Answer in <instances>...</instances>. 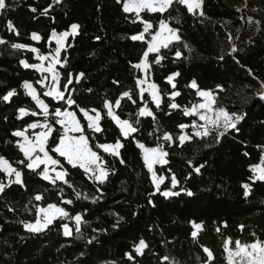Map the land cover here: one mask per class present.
<instances>
[{
    "label": "trees",
    "instance_id": "16d2710c",
    "mask_svg": "<svg viewBox=\"0 0 264 264\" xmlns=\"http://www.w3.org/2000/svg\"><path fill=\"white\" fill-rule=\"evenodd\" d=\"M7 3L9 8L0 11V38L6 41L0 44V96L11 89H16L17 95L9 102L0 100V155L12 162L23 159L15 146L18 138L11 135L12 131L22 130L37 121L44 122L40 109L25 94L23 82L33 84L41 99L49 103L50 111L59 103L43 95L42 86L36 83L42 74L35 69L24 68L19 62L24 59L28 63H38L36 54L27 49H13L12 43L36 47L41 54H48L55 48V42L48 40L51 30L65 31L70 24L78 23L82 26L80 35L75 39L69 37L67 43L71 47L62 51V56L68 58L67 65L63 68L58 65L57 70L62 83H67L69 73L85 75L80 82L74 81L68 86L65 96L71 94L79 106L101 109L105 98L114 102L123 91L131 89L137 103H140L135 77L141 73L133 69L130 62H138L146 45L129 37L142 31L143 26L126 20L125 16L131 17V14L123 13L116 0H61L60 4L53 3V0H7ZM244 4L245 0H204L206 18L188 14L183 6H179L178 11L175 8L171 10V16L179 14L181 17L179 24L175 20H169V23L180 29L182 39L170 49L162 50L167 59L161 65H153L152 79L162 93L170 92L172 89L165 77L173 71L181 73L176 78V90L181 95L175 98L181 109H170L168 104L171 101L162 94L160 109L149 103L156 115L155 124L151 117H142L139 131L133 133L136 139L154 147L158 143L156 137L163 131L175 137L181 132L177 127L179 124L191 125L193 120H197L193 116H184L182 112L183 107H190L199 99L187 86L193 79L200 88L216 94L219 106L247 114L238 125L240 131H230L218 144L214 134L193 137L183 147L179 146L178 140L171 147L159 141L165 144L170 155L167 157L168 165L155 166L158 174L162 172L168 177L165 184L170 185L168 169L171 168L180 181V187L191 190L194 195L181 192L179 196L165 199L157 193L150 197L154 187L140 150L131 139L125 141L119 128L105 115L101 123L106 131L96 135L101 142L114 143L117 138L121 139L125 146L120 152L125 163L104 154L113 171L103 185L89 180L81 169L67 166L69 176L66 179L74 185L73 191L67 184L58 181L54 186L27 168L14 164L22 169L26 188L13 184L0 193V264H170V261L201 264L202 260H207L202 246L213 252L212 264H227L223 250L225 238L230 237L233 242L236 239L252 242L256 237L264 240V182L252 184L248 179L251 175L249 165L258 163L260 159L262 149L258 145H264V126L260 123L264 121V101L255 96L261 81H264V0H247V8ZM49 5H52L49 15H40ZM31 8L37 11L33 13ZM145 15L154 21L160 18L159 14ZM248 17L252 18V23ZM9 20L19 35L7 28ZM255 21H261L260 31H257ZM32 32L40 34L42 39L33 41ZM97 36L99 40H96ZM185 43L189 48H184ZM233 44L238 51L229 55ZM177 48L182 52L179 59L174 58ZM154 56L150 54L152 59ZM249 70L252 75H249ZM114 80L119 83L114 84ZM218 85L223 90L218 89ZM145 97L150 101L147 93ZM63 106L68 107L66 104ZM21 107L26 108L29 114L18 119L17 110ZM69 110L76 111L86 126L87 121L77 107ZM137 110V105L126 98L122 100V107L116 109L122 119L133 121ZM32 111L40 114L32 116ZM156 126L159 131L150 136ZM54 127L59 128L55 124ZM184 132L191 135V127ZM87 134L92 135L91 131ZM206 144L211 147H205ZM244 152L249 156H244ZM188 161H192L193 167L201 163L205 167L196 173ZM7 181V177L0 173V182L7 184ZM242 183L251 185L252 191L247 198L243 195ZM61 188L62 195L58 194ZM175 191H179V187ZM76 192H80L82 198L76 199ZM37 193L44 195L40 202L33 199ZM84 195L88 198L84 199ZM61 199H71L73 203L66 205L60 203ZM149 199L153 200L155 207L148 203ZM37 203L41 206L59 203L70 215L82 213L87 222L82 225V238H77L75 224L70 220H56L50 230L38 235L25 231L20 221L35 219L33 205ZM118 220V227L114 228ZM190 221L200 223L202 228L194 229ZM65 222L73 229L71 237L62 234L60 224ZM225 222L227 227H224ZM240 225L244 226L243 231ZM192 231H198L196 242L191 237ZM253 232L256 237L251 235ZM93 236L97 239L89 244L87 241ZM141 238L149 247L134 261L128 260L125 253H132L133 245ZM231 246L234 247V243Z\"/></svg>",
    "mask_w": 264,
    "mask_h": 264
},
{
    "label": "snow or ice",
    "instance_id": "6c2138e0",
    "mask_svg": "<svg viewBox=\"0 0 264 264\" xmlns=\"http://www.w3.org/2000/svg\"><path fill=\"white\" fill-rule=\"evenodd\" d=\"M53 3L60 4L61 0H53ZM117 4L122 6V12L125 14H131V17L125 16L126 20L130 23H139L143 26V30L131 35L129 38L132 41H140L146 45V48L142 50V55L138 59V62L131 63V67L137 72L142 73L141 76L135 77V87L138 89L136 93L140 98V103H137L133 90L123 91L120 97L113 101L105 98L103 101V106L101 109L95 107L88 108L82 107L77 104L75 98L70 94L65 96V91L68 90V86L74 81L80 82L84 78V73L73 76L69 73L67 78V83L61 82V74L57 70L59 65L61 68L66 67L68 58L62 56V51H66L68 47H71L67 43L69 37L75 39L80 35L81 25L78 23H72L68 30L57 32L55 28L51 30L48 40L55 42V48L52 49L48 54H41L40 49L36 47H30L22 43H12L11 47L13 49L22 50L27 49L28 51L36 54V60L39 63H28L26 60L21 59L20 64L28 69H35L42 74V78L36 83L40 84L42 88L46 89L43 92L45 97H50L52 100L59 102L58 105L52 106L53 110L50 111L49 103H46L41 99L37 92V89L33 87V84L25 81L22 84V88L25 90V94L35 102L37 108L41 110L44 117V122H34L27 125L24 129H17L12 131L11 135L18 138L15 141V146L18 148L19 152L22 153L23 159H18L14 162L0 155V173H3L8 177L7 184L0 182V193H4L6 188H10L13 184L19 185L22 188H26V183L23 179L24 173L20 167L23 166L27 168L33 174L39 176L42 180L49 182L52 185H56L57 182L67 184L68 187L73 188L74 185L66 179L69 176V168L81 169L83 174L94 183L103 185L106 183L109 174L113 169L109 166V162L104 154L110 155L114 158L119 159L121 164L125 161L121 158L120 149L125 145L121 139L117 138L114 143L101 142L96 134H104L106 129L102 127V120L105 115L114 122V124L119 128L120 135L123 139H131L136 147L140 150L141 158L144 167L150 174V180L154 187V191L149 193L150 197L155 196L157 193L164 197L165 199L169 197L179 196L181 192L186 193L188 196H193L194 193L187 189L180 187V181L178 180L176 174L172 172L171 168L168 169L170 175V185L165 184V180L168 179L162 172L158 174L155 166L168 165L169 160L167 157L170 155L168 151L165 150V144L159 141H164L169 147L179 141V146L183 147L186 142L193 140V137H207L214 134L215 142L218 144L225 134L230 131L239 132L240 128L238 125L246 117V113L229 111L223 106H219L216 94L212 90L200 88L198 82L193 79L187 85L189 88L193 89L196 96L199 98L197 102H192L190 107H183L182 112L186 117L194 116L197 120H193L191 125L181 123L177 127L181 130L178 136H173L172 133L168 131H163L161 136H157L156 139L158 143L154 147L147 146L144 142L136 139L133 133L139 131L138 125L140 124V118L151 117L156 121L155 112L149 107V103L154 104L156 109L161 108L162 104V94L167 95L171 101L168 104L170 109H181V105L175 102V98L180 96L181 93L177 91L176 78L181 75L179 71H173L165 77V81L171 86L172 91L163 92L160 86L152 79L153 65H161L162 61L167 59V56L162 52L164 49H170L174 43L181 41V36L179 34L180 29L170 25L169 20H175L177 24L181 22V17L178 14L173 17L170 15L171 10L174 8L178 11L179 6L186 8L187 13L193 16L205 17L206 13L203 10L204 0H116ZM49 5L44 8L40 15L48 16ZM244 7L247 8V0H245ZM9 5L7 0H0V11L7 10ZM241 9H237L240 11ZM31 11L35 13L36 8H31ZM256 11V9H252ZM145 14H159L160 18L157 21L149 19ZM167 14V15H166ZM249 23H252V18L248 17ZM257 24V31H260L261 21H255ZM7 28L10 31H15L19 35L18 30H16L12 21L7 22ZM31 39L33 41H40L42 39L41 35L32 32ZM100 37L97 36L96 40ZM228 39L231 41L232 37L229 34ZM6 43L5 40L0 38V44ZM184 48H189L187 43L184 44ZM238 51L235 44L232 45L229 55L236 53ZM150 54H155L154 59L150 57ZM182 56V52L179 48L174 53V58L179 59ZM235 58V57H234ZM220 59H223L221 56ZM239 63V61H237ZM48 74V75H45ZM249 75H252L251 70H249ZM48 83H45L49 79ZM114 84H118V80L113 81ZM218 89L223 90L221 86H217ZM89 92L92 89H88ZM145 93L150 97V101L145 97ZM17 95L16 89H11L7 91L3 96H0V100L3 102H9L11 98ZM255 96L258 97L260 101H264V81H261L260 88L255 92ZM130 100L133 104L137 105V112L135 113L136 119H122L119 114H117L116 109L122 107V100ZM68 107H64L63 105ZM77 107L79 109V114L82 115L83 119L87 121L86 126L82 124L81 119L78 118V113L70 108ZM19 116L22 118L28 115L29 112L26 108L21 107L18 110ZM40 113L32 111V116H37ZM171 114V113H169ZM51 119L52 122H49ZM199 121V122H197ZM264 126V121L260 122ZM58 125L59 128L54 127ZM188 127L192 128V134L184 132ZM29 129H40V131H34L31 135L27 134ZM91 131L92 135L89 136L87 133ZM156 131H159L158 126L154 127L153 132L149 135L152 136ZM58 133V135H57ZM5 143H10L6 141ZM205 147H211V145H205ZM262 149L260 159L258 163H253L249 165V171L251 175L248 177L252 184L257 181L264 182V145H258ZM244 156H249L248 152L243 153ZM189 167H193L192 161H188ZM41 166H43L41 168ZM203 163L199 166L193 167V171L200 173L201 169L204 168ZM14 177V179H13ZM188 177H185L187 179ZM164 185L162 188L161 186ZM179 187V191H175ZM241 187L244 192L245 198L249 197L252 188L249 183H242ZM99 191V188L97 189ZM63 188L59 190L58 194L62 195ZM82 198L80 192H76V199ZM87 199V195L83 196ZM33 199L40 202L44 199L43 193H37ZM96 199H93V203ZM60 203L70 205L73 203L71 199H61ZM149 204L155 207L152 199H149ZM35 208V219L33 221H20L22 223L25 231L38 235L44 233L46 230H50V226L54 224V221L60 220H70L75 223V233L77 238H82V225H86L84 216L82 213L77 212L75 215H70V213L59 205V203H48L46 206H41L39 203L33 205ZM27 208V206H26ZM11 210V209H10ZM120 220L123 217L119 218ZM193 228L200 230L202 225L194 221H190ZM119 220L117 224L113 227H118ZM224 227H227L225 222ZM241 231H243L244 226H239ZM60 228L62 229V234L65 237H71L73 235V229L69 226V223H61ZM93 231H96L93 229ZM220 229L217 228V232ZM256 237L253 232L251 234ZM198 231H192L191 237L194 242L197 241ZM97 237L93 236L87 242L91 244L95 241ZM234 243V247L231 245ZM149 246L143 238L139 240L137 244L133 245V252H126L125 256L128 260L134 261L136 256H141L144 254L145 249ZM203 252L207 255V260H202L201 264H212L214 260L213 252L206 246H202ZM223 250L227 254V264H264V240L256 237L252 242L242 241L236 239L234 242L232 238H225L223 241ZM83 255V253H81ZM168 260V257L164 258ZM170 264H178L176 261H170Z\"/></svg>",
    "mask_w": 264,
    "mask_h": 264
},
{
    "label": "rangeland",
    "instance_id": "374dc122",
    "mask_svg": "<svg viewBox=\"0 0 264 264\" xmlns=\"http://www.w3.org/2000/svg\"><path fill=\"white\" fill-rule=\"evenodd\" d=\"M38 63H39V61H38ZM57 67H58V66H57ZM45 75H48V74H45ZM141 75H142V73H141ZM50 79H51V78H50V76H49V79H48L47 81H45V83H48V82L50 81ZM43 90L46 91V89H44V88H43ZM38 109H39V108H38ZM40 112H41V110H40ZM41 115L43 116L42 113H41ZM193 117H194V116H193ZM191 130H192V128H191ZM34 131H40V129H35V130H33V129H29V130H28V134L31 135L32 132H34ZM192 131H193V130H192ZM42 167H43V166H42ZM7 179H8V177H7ZM13 179H14V177H13ZM65 221H68V220H65ZM72 222H74V221H72ZM74 224H75V223H74ZM226 255H227V254H226Z\"/></svg>",
    "mask_w": 264,
    "mask_h": 264
}]
</instances>
